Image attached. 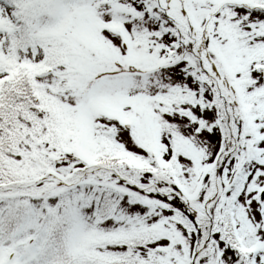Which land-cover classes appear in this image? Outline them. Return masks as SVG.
<instances>
[{
	"label": "snow or ice",
	"instance_id": "snow-or-ice-1",
	"mask_svg": "<svg viewBox=\"0 0 264 264\" xmlns=\"http://www.w3.org/2000/svg\"><path fill=\"white\" fill-rule=\"evenodd\" d=\"M0 264H264V0H0Z\"/></svg>",
	"mask_w": 264,
	"mask_h": 264
}]
</instances>
